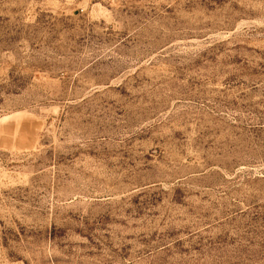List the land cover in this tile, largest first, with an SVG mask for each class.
I'll return each instance as SVG.
<instances>
[{"label":"rangeland","instance_id":"374dc122","mask_svg":"<svg viewBox=\"0 0 264 264\" xmlns=\"http://www.w3.org/2000/svg\"><path fill=\"white\" fill-rule=\"evenodd\" d=\"M0 264H264V0H0Z\"/></svg>","mask_w":264,"mask_h":264}]
</instances>
